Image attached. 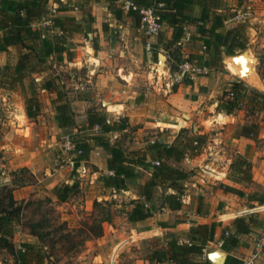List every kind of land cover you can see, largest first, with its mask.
Returning a JSON list of instances; mask_svg holds the SVG:
<instances>
[{"label":"rangeland","instance_id":"obj_1","mask_svg":"<svg viewBox=\"0 0 264 264\" xmlns=\"http://www.w3.org/2000/svg\"><path fill=\"white\" fill-rule=\"evenodd\" d=\"M52 1L57 4L54 5ZM59 6H65L68 10L63 12L57 10V13H54L52 10ZM218 8L222 9L223 15L229 18L225 21L226 27L241 25L244 28L249 43L247 49L259 58V62L255 65L259 79L254 83L263 86L264 0H218ZM48 9L45 17L51 16L52 13L53 15H73L76 17V22L81 25L80 31L67 33L65 38L67 51L63 54V60H59L57 54L43 56L40 50V39L27 42L33 43L38 52H32L20 46H11L6 53L0 51V199L5 198V202L8 203L7 194L12 191L18 204L30 199L34 202L20 213L21 219L20 222L16 220L11 240L18 249L20 246L23 248L25 243H31L37 249L43 246L46 258L42 264H112L115 250L126 239L130 240L118 249L114 264H124L127 258L133 255L132 252L136 253V250L140 251V249L143 255L147 256L151 251L165 245L172 236L171 232L167 231L163 234L146 231L153 227L145 229L139 227L136 222H131L128 219V211L133 199L130 196L126 198L119 195L118 191L106 186L100 178L102 174L99 173L96 178L76 177L75 170H72L63 154L64 138L68 135L75 141L83 139L93 144L92 136L100 131V126L89 128L90 110L104 113L107 120L110 119V123H114L122 119L119 116L113 121L114 117L110 116L112 112H109V104H112L111 101L115 97L123 99L133 94L135 98L150 99L158 106V100L162 97L160 93H164V88H169L167 83L171 79L166 72L168 67L170 66L173 71L176 70L169 56L187 59L191 55V50L196 49L199 55L212 59L215 57V52L213 50L206 52L203 47L204 38L198 34H195L189 43L171 46L170 27L164 26L159 35L151 38L157 50L153 54H148L145 46L147 37L139 30L137 19L121 8L117 13L112 12L104 0L87 4H84L83 0H50ZM41 29L43 33L50 35L60 32L59 28ZM89 48H92L91 55L95 53L97 57H101L99 62L89 59L87 55ZM68 51L71 53L72 60H69ZM100 51L101 53H98ZM159 52L167 55V65L159 64L157 57ZM238 52L243 51H237V54ZM22 53H29L27 67L18 72L16 65ZM227 56L225 49H222L219 52V60L212 61L213 65L208 68V73L217 74V77H221L223 81L219 84L216 97L223 95L226 84L238 79L237 75L223 63ZM194 62L200 66V61L194 60ZM224 77L227 79L226 82ZM47 81H52L51 89L43 88ZM262 91H264L263 88L249 85L247 97L242 106L246 110L244 119L247 121L244 124L230 123L223 128H213L209 131V135L220 133L222 137L230 138L242 133L245 125L252 127L255 143L250 145L246 156L264 159V154H260L264 151V111L258 110L254 105L260 101L258 93ZM31 96L38 99L37 114L32 118L28 117L30 129L24 130L25 124L16 122L21 119L16 114L19 115L23 106L26 108L27 99ZM62 103H67L70 107L75 121L73 126L66 128L58 126L56 107ZM184 119L189 122V125L196 122L199 126L201 122L198 116L192 119L184 117ZM140 125L130 123L129 130L121 136L122 138L109 134L111 141H131L129 146L127 142H123L127 149L130 148L134 138L139 135L138 126ZM206 125L210 126L211 122L207 121ZM198 133L199 128L193 132L190 127L182 130L180 136L188 140L192 134ZM158 135L149 130L144 136ZM205 148L208 151L213 149V147L208 148V145ZM189 153L193 152L190 150ZM227 153L230 157L238 155L232 146L227 147ZM212 155L213 152H209L207 158ZM25 168L27 170H24ZM91 169L94 170L93 165ZM193 171L195 172V169ZM234 173L232 171L233 176ZM196 174L197 177L189 174L185 180L188 185L185 193H190L198 201L199 195L202 194L201 189L192 185L198 180L199 173L196 171ZM215 178L212 175L205 183L208 189L216 190L218 187L219 181ZM75 180L79 183V191L76 195L67 202L58 201L52 192L53 188L56 185L73 183ZM172 191L173 189L167 185L162 190L157 188L153 199L155 203L153 209L156 213L168 212L162 209V206H168L165 203V196L173 193ZM256 193L264 196V190ZM203 197L206 201H210L208 202L211 205L210 210L217 211L221 208L222 201L219 204L216 199L212 204L213 194H205ZM148 205L151 206V203ZM258 205H264L262 200L252 202V199L245 197L235 201L234 205L230 204L228 208L231 213H235L236 209H243L237 212L239 215L237 218L257 219L255 226L258 230L255 232V242L264 229V211L249 210ZM216 216L215 212L214 217ZM105 218H110V221L103 222L104 234L100 237H90L88 225H94L96 221L100 222ZM29 219L35 222L45 221L41 229L53 234L45 240L30 234L27 227ZM170 220L171 218H168L167 221ZM161 221L164 220L156 219L155 224L160 225ZM143 230L145 232H142ZM221 230H218L220 234H222ZM66 232H71L73 241L78 243V247L69 252L65 248V245L69 244L68 241L60 236ZM187 237L189 238L188 235ZM178 239L181 240L180 237ZM51 247H55L54 254L50 250ZM218 248L224 249L212 246L209 252ZM0 264L18 263L13 255L0 250ZM258 264H264V254Z\"/></svg>","mask_w":264,"mask_h":264},{"label":"trees","instance_id":"obj_2","mask_svg":"<svg viewBox=\"0 0 264 264\" xmlns=\"http://www.w3.org/2000/svg\"><path fill=\"white\" fill-rule=\"evenodd\" d=\"M98 2L100 0H83L84 4L89 2ZM108 3L109 9L117 13L120 7L117 4L118 0H104ZM141 5H153L154 3L162 2L165 4L158 12L164 24L173 28V34L170 39L171 46L178 44L185 35L186 27L193 25L196 27V34L204 38L203 47L206 52L213 50L215 57L212 59L204 58V55L191 54L188 59L200 61V67H210L212 61L219 60V52L225 49L227 55L237 54V51H244L248 47V40L245 36L244 28L241 25L234 27H226L225 21L228 16L216 10L218 0H134ZM50 0H3L0 7V51L5 52L10 46H20L36 52L38 49L33 43H27L29 40H41L40 50L43 56L57 54L59 60L64 59V52L67 51L66 35L74 31H80L81 25L76 22V17L73 15H56L52 17L53 27L59 28L60 32L55 34L43 33L42 29H33L32 25L39 22L48 12V4ZM200 5L202 12L200 16L193 13L194 7ZM63 12L68 10L65 6L56 8ZM130 15L134 16L139 21L137 13L130 11ZM51 29V27H50ZM195 34H192V40ZM170 46V47H171ZM38 52V51H37ZM69 52V51H68ZM239 53V52H238ZM218 54V57L216 55ZM69 60H72L71 53H68ZM29 53H22L16 65L18 72L27 67V57ZM158 57V56H157ZM156 57V59H157ZM173 64L177 68V63L185 59L172 58ZM186 83L192 82L191 79H185ZM52 81H47L43 88L51 89ZM248 92V86L243 81H233L220 98L217 109L227 113H232L237 109H241L245 103ZM257 101L254 105L258 110L264 111V92H259ZM38 99L35 96L28 97L26 102V111L29 117H34L37 112ZM56 121L60 128L73 126L75 121L71 115L70 107L67 103H62L56 107ZM96 125L100 126V131L92 136L94 143L77 139L76 142L80 148L84 150L82 158L89 157L91 150L96 147H102L108 153V169L113 171L112 175H102L100 178L105 182L106 186H110L118 191L127 188V180L136 175L137 169L151 174V178L140 186V194L143 199H133L131 208L128 211V219L131 222L144 220L152 216L151 203L154 199L156 188L158 186L165 187L166 185L173 188L176 193H169L165 196V203L171 210H180L183 205V195L186 187L183 181L188 178V173L183 169L172 166L168 161L175 157L178 160L185 157V152L175 145L161 143L158 140L150 148L144 150L129 151L120 143L112 142L110 135L113 132L120 131L127 127V120L120 119L114 123H110L104 113L100 111H89L88 126L93 128ZM257 132V130H256ZM244 135L255 138L252 132V127L245 125L242 133ZM195 142H197L195 144ZM190 150L193 153L200 152L203 141L200 136H195L188 143ZM156 151L152 156L153 160H159V164H152L148 161L149 152ZM81 159V158H80ZM252 162L242 155H238L230 166L229 178L235 182L249 183L252 180ZM24 170H27L25 168ZM232 171L235 175H232ZM221 188L226 192H234L240 196H244L245 192L233 185L221 183ZM79 191V183H65L56 185L52 192L60 202H67L70 198L76 195ZM8 203L5 198L0 199V250H5L13 255L18 264H42L46 258L43 252V246L36 248L31 243H25L24 249L17 248L11 237L14 233V225L16 220L20 222V213L26 208L33 205V200L23 201L18 204L15 200L12 191L7 194ZM97 204H100L97 202ZM110 218H105L94 225H88L90 237H100L104 234L103 222L110 221ZM29 222V223H28ZM29 233L37 236L39 239L45 240L53 233L50 231L44 232L41 226H44L45 221H27ZM257 219L250 217L248 219L238 217L234 222L222 232L224 239L223 248L227 251L232 246L239 243V235L251 231V227L255 226ZM230 231L231 234L225 236V232ZM216 232V224L199 223L193 226L189 231L191 244H180L175 237L170 238L165 245L151 251L149 254L151 259L157 261H169L174 264H213L207 257L203 256L202 249L207 244V241L212 240ZM62 239L66 238L68 245H65L66 250L72 251L78 247V243L73 241L71 232L61 234ZM53 238V237H52ZM44 245V244H42ZM45 246V245H44ZM54 254L55 247H51ZM230 258V259H229ZM233 257L229 256L227 264ZM242 264V262L240 263Z\"/></svg>","mask_w":264,"mask_h":264},{"label":"crops","instance_id":"obj_3","mask_svg":"<svg viewBox=\"0 0 264 264\" xmlns=\"http://www.w3.org/2000/svg\"><path fill=\"white\" fill-rule=\"evenodd\" d=\"M53 4L56 5L57 3L54 1ZM216 10L221 13L223 11L218 7L216 8ZM201 12L202 7L200 5H196L194 7L193 13L196 16H200ZM186 31H189L192 34H196V27L193 25L187 26ZM169 34L171 38L173 34V28H170ZM9 48H11V46ZM156 50L157 48L154 47V51ZM6 52L7 51H5L4 53ZM91 52L92 48H89L87 50L89 59L92 58L96 60V63L99 62V58L101 57H97L95 53L92 54V56ZM98 53H101V51ZM198 53L199 52L196 49L191 50V54ZM111 54L109 55L110 57ZM250 57H252V54L248 52L241 59L245 60L249 59ZM170 58L173 61L172 57L169 56V60ZM163 61H165V59ZM231 61L232 60L228 61L227 68H229V70L233 74H237L238 69L234 64L231 63ZM253 62L256 61L253 60ZM250 65L248 63V68L245 70L244 74L251 82L254 83V81L259 79V76L257 75V71L255 69V63H252L251 66ZM206 68L207 71L197 75V77L190 83H186L184 81L183 83L176 84L173 87L164 88V93H160L162 97L160 96L161 98L158 100V106L155 105V103L150 99L147 100L143 97L135 98L133 94L127 95V97H123V99H117L115 97L111 101L112 104H109V112H112L110 116L114 117L113 121H115L119 116L125 117L127 120V127L120 131L113 132L112 136L114 135L116 138H122L121 136L125 135V133L129 130L130 123L137 125L141 124L140 126H138L139 135L134 138V141L132 142V146H130V148L127 149V146L131 144V141H117L120 142V144L125 149L129 151H136L149 148L150 150L152 145L157 140L161 143L177 146L179 149L184 150L185 157L180 160L173 157L169 159L168 162L174 167L183 169L188 173V175L190 174L197 177V171L199 173L198 180L197 182H193L192 185L201 189L203 195L209 193L213 194L214 198L211 201L212 204H214L216 199L217 203L222 201L221 208H219L217 211H215L214 209L212 211L210 210L211 205H209L208 203L210 201H206L202 194L199 195V199L198 201H196L190 193L186 192L183 195V205L180 210H171L168 206H162V209L168 211L166 214L161 212L156 213V211L152 209L154 215L152 214V216L144 220L136 221L139 227H143L145 229L149 228L150 226L153 227V229L149 228V230L146 231H156L163 234H166L167 231H170L172 234L171 238L175 237L178 239V237H180L181 240L188 238L187 235L189 234L191 228L199 223L209 225L215 223L216 232H218L219 229H222L221 232H223V230L228 228L234 222L237 216H239L237 215V212L239 210H243L236 209L235 213H231L230 211H228V208H230V204L234 205V202L238 201L241 198L245 199V197H249L250 199H252V202H259L260 200H262V203H264V196L256 193L259 190H264V159H258L257 157L249 158L246 156V154H248L250 145L255 143V139L239 134L230 138L222 137L220 133L209 135V131L213 128H223L225 125H228L230 123L244 124L247 120L244 119L246 116V110L243 108L237 109L232 113H227L217 109L220 98L223 95H221L220 97H216L215 94L219 92V84L223 81H221V77H217V74L208 73L209 67ZM224 80V82H226L227 79L224 77ZM237 80L239 81V79H236V81ZM231 81H233V79ZM230 84L231 83L226 84L227 87H225L224 90L228 89V85ZM246 85L249 87L248 84ZM26 113V108L23 106L19 112V115H17L18 113L16 114V116L21 117V119L19 121L16 120V122H23L25 124L24 130L30 129L28 121L29 116H27L28 114ZM184 114H188L190 116V118L188 119H192L195 118V116H198L201 120V122H199V126L197 125V128H199V133L194 135L192 134L188 140L180 136V132L182 130L189 129L190 127L192 131L195 132L193 129V125L196 122L189 125V122L184 119ZM207 121L211 122L210 126L206 125ZM149 130L152 131V133H158L159 135L155 137H145L144 135L147 134ZM195 136H200L203 144L201 146L200 152L190 154V146L188 143L190 142V139ZM183 139L185 140L183 141ZM123 142H127L128 145H124ZM206 145H208V148L213 147V149H210V151H208L207 148H205ZM228 146H232L233 148H235L236 154L242 155L252 162L253 168L251 182L240 183L235 182L229 178L231 163L238 155L236 157H230L227 153ZM209 152H213V155L212 157L207 158ZM155 154L156 151L154 150L149 152L148 161L152 164L154 161L152 159V156H154ZM260 154H264V151ZM107 159L108 153L102 147H94L91 150L88 158H84L77 162L75 168V172L77 174H75L76 177L96 178L99 173L102 175H111L112 172L108 169ZM92 165L94 166V170L91 169ZM194 169L195 172L193 171ZM143 173L147 172L143 171L142 169H137L136 175L127 180V188L120 191L115 189V191H118L117 193H119V195L125 196L126 198L130 196V198L132 199H143L140 194V186L151 178V174L147 173V175H143ZM212 175L216 177L215 180L219 181V185L216 190H210L205 185V183L209 181V177ZM75 181L78 182V180ZM183 183L187 188L188 185L185 183V180L183 181ZM221 183L230 184L239 189H242L245 192L244 196H240L239 194L234 192L224 191L220 186ZM157 188L159 190H162L163 186H158ZM172 192L176 193L174 189ZM154 205L155 203L152 201L151 206L153 207ZM243 207L244 206H242V208ZM260 208L264 209V205ZM215 212L217 213L216 217H214ZM168 218H171V220L167 221ZM156 219L164 221H161L159 225L155 224ZM257 230L258 228L256 226H252L250 232L239 235V243L236 246H232L228 251L229 256L233 257L228 264H240L241 262L243 264L244 259L252 254L255 249V232ZM137 232L141 233V231L139 232L138 230ZM142 232H145V230H143ZM129 240L130 239H126L121 242V244L123 245ZM178 241L180 240L178 239ZM142 252L143 251H141V249L140 251L136 250V253L132 252L133 255L129 256L124 264H174L169 261L161 262L151 259L149 255L144 256ZM117 255L118 254H116L115 257H117Z\"/></svg>","mask_w":264,"mask_h":264},{"label":"built area","instance_id":"obj_4","mask_svg":"<svg viewBox=\"0 0 264 264\" xmlns=\"http://www.w3.org/2000/svg\"><path fill=\"white\" fill-rule=\"evenodd\" d=\"M117 4L121 9H123L126 12L133 11L137 13V15L139 16V21H138L139 30L143 32L147 37V42L145 45L146 51L148 54H153L154 46L151 42V38L159 35L160 32L164 29L165 24L161 20L158 11L161 8H163L165 4L159 2V3H154L153 5L146 6L139 4L134 0H118ZM52 11H54V13H57L56 8H54ZM54 16L56 15H53V13L49 17L44 16L41 21L35 22L32 25L33 29H41L45 27L52 28L53 27L52 17ZM191 41H192V33L186 31L185 37L181 41H179L178 44L181 45L183 43H189ZM205 71H207L206 67H200L199 65L196 64V62L187 58L182 62L177 63V68L175 71H173L170 66L168 67L166 72L168 73L169 78L171 80L167 83V86L173 87L176 84L183 83L185 79L194 80L197 77V75L202 74ZM108 122L111 121L108 119ZM63 154L66 156L67 162L70 164L72 170H75L77 162L83 159L82 155L84 154V150L78 146L77 142L73 138L67 135L64 138ZM153 163L159 164V160H154ZM111 172L112 174H114L113 171ZM260 207L261 205H258L255 208L250 209L249 211L251 212L264 211V209H261ZM228 235H229V231H226L225 236ZM179 242L180 244H185V243L191 244L190 239L187 238L182 239ZM223 244H224V239L222 237V234L215 232L213 239L209 241V244H206L203 247L202 249L203 256L204 257L208 256V253L212 246L222 247ZM20 248L25 250L21 246ZM263 253H264V230L262 231L261 235L256 239L254 251L249 257L244 259L243 264H258V260L261 258Z\"/></svg>","mask_w":264,"mask_h":264},{"label":"water","instance_id":"obj_5","mask_svg":"<svg viewBox=\"0 0 264 264\" xmlns=\"http://www.w3.org/2000/svg\"><path fill=\"white\" fill-rule=\"evenodd\" d=\"M2 1L3 0H0V7L2 5ZM248 52H251L252 57H250L249 59H245V60L241 59ZM163 59H165V61H163ZM229 60H232L231 63L234 64L237 67V69H238V72H237L236 75H237L239 81H243V82H246L249 85H253L255 87H259V88H263L264 89V85L263 86H259L257 84H254L244 74L245 70L248 68V63H249V65H250V63H251V65H252V63L253 64L255 63V65H256V63L259 62V58L256 55H254L251 50L245 49L242 53L228 55L224 59L223 63L226 66H228L227 63H228ZM250 60H252V61H250ZM253 60H255L256 62H253ZM167 61H168L167 55L165 53H163V52H159L158 53V62H159V64L167 65ZM255 69H256V66H255ZM257 75H258V73H257ZM184 117L187 118V119L190 118V116L188 114H184ZM122 120H126V118L122 117ZM196 128H197V125H196V123H194V125H193L194 131H196ZM121 245H119V247L114 252L113 259H112V264H114L115 256H116V254L118 252V249L121 247ZM228 257H229L228 252L226 250H224V249H221V248H218V249H216L214 251L209 252L208 256H207V258L213 264H227Z\"/></svg>","mask_w":264,"mask_h":264},{"label":"bare ground","instance_id":"obj_6","mask_svg":"<svg viewBox=\"0 0 264 264\" xmlns=\"http://www.w3.org/2000/svg\"><path fill=\"white\" fill-rule=\"evenodd\" d=\"M164 60V59H163Z\"/></svg>","mask_w":264,"mask_h":264}]
</instances>
